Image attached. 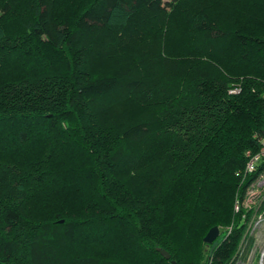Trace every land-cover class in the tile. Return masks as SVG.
Segmentation results:
<instances>
[{"label": "trees", "instance_id": "trees-1", "mask_svg": "<svg viewBox=\"0 0 264 264\" xmlns=\"http://www.w3.org/2000/svg\"><path fill=\"white\" fill-rule=\"evenodd\" d=\"M27 3L0 5V264H230L245 225L203 237L234 222L264 135V0Z\"/></svg>", "mask_w": 264, "mask_h": 264}, {"label": "rangeland", "instance_id": "rangeland-1", "mask_svg": "<svg viewBox=\"0 0 264 264\" xmlns=\"http://www.w3.org/2000/svg\"><path fill=\"white\" fill-rule=\"evenodd\" d=\"M5 0H0V5H4L5 3H7L8 1L10 0H6V2H3ZM13 2V4H9V6L13 7L15 12L17 13H24L25 11H27L28 9V3H27V0H11ZM92 2H96V0H53V17L57 20H65V19H68L70 20L71 18H73L82 8H84L87 4H91ZM4 12H0V15H4L3 14ZM79 53L83 54L82 51H78ZM83 56V55H82ZM52 59H48V63H50L49 67L51 68L55 63H57L58 60H55L57 59L56 57H51ZM83 59V58H82ZM105 58H98L96 59V62L94 63V65L97 67V68H101V69H105V67H111V65L113 64L111 61L110 62H104L105 60H103ZM77 61H81L80 58H76ZM20 63L16 62L14 64H12V66L8 65L7 67L5 68H10L9 69V72L12 71V69L17 73V72H20L21 69H19L18 67H21L19 66ZM38 65V68H33V69H36V70H32L31 73H30V77L28 79H24L18 86V89H20L21 91H24L25 93H28V88L27 87H30L34 82L37 81V79H39V76H38V72L42 69V63L41 62H37L36 63ZM59 64V63H58ZM111 69V68H110ZM108 69V70H110ZM8 72V71H6ZM4 73V72H3ZM3 75V74H2ZM31 88V87H30ZM30 91V94L33 93V89L31 88ZM38 113H47L49 112L47 109H46V106H43V107H39L38 109ZM34 111V110H33ZM42 121H45V119H42ZM42 129V128H40ZM40 129H36V130H40ZM43 132L44 131H47L46 135H45V139L48 140V143H44V136L41 135L39 136L38 133L37 135L39 136H36L34 133L32 134V136L38 140L37 142V156L39 154H43V153H49L48 150L45 151V149L42 150V147H54L56 146V141L60 138L59 135H56L54 132L55 131H58L57 129H46V130H42ZM58 137V139H56ZM21 146H17L16 148H20ZM24 149V147H23ZM22 149V150H23ZM22 150H20L19 152H21ZM24 152H26V154L24 155H18L16 157V159L18 158L20 161L23 160V158L25 159H30L33 157V152L27 154L28 152H30V148L26 147L24 150ZM51 151V150H50ZM10 153V152H9ZM3 155H5L6 157H4ZM8 152H4L3 154H0V159H2V162L4 163H8ZM14 159V160H16ZM13 160V161H14ZM18 160V161H19ZM17 162V161H16ZM246 190L243 189V191L241 192L240 196L239 197H243V199H245L247 197L246 195ZM237 198V195L234 196ZM62 200L63 198L60 200V201H54L52 205H49L47 207V210H45V212H50L51 213V210L53 211H56V209L62 204ZM240 200V201H242ZM68 202L72 203L73 202V199H68ZM236 202V201H235ZM235 202H233V208H232V215L234 216V222H232V224H228V225H224V226H220L218 227L219 228V235L217 237V239L214 241L213 245L217 244L221 239L222 237H224L225 234L228 233V231H232V228L235 227H239V226H242L245 224V226L243 228H245L247 226V222H248V219L247 217L249 218L251 213H247L245 216V218H241L239 213L235 211V208H234V205H235ZM74 204V203H73ZM72 204V205H73ZM75 206V205H74ZM74 206L71 208L74 209ZM246 212V211H245ZM251 222V223H250ZM250 222H248L250 225H252V222H253V219L250 217ZM243 224V225H242ZM244 232H245V229L243 231V234L240 238V241L242 240L243 238V235H244ZM229 234V233H228ZM247 240H245L243 242V245L241 247V250L239 251V254H238V257L240 256L239 260L238 261H243V264H248V260L246 257L248 255V253L251 251V249H254L253 251L254 252H259L261 249H264V231H261V232H258V233H253V236L249 235L247 238ZM239 241V243H240ZM238 243V245H239ZM245 243V245H244ZM237 245V247H238ZM237 247H236V250H237ZM244 247L246 249H244ZM235 250V255H237V251ZM247 259V260H246ZM238 261H233L232 264H240L238 263ZM257 263V256H255L254 260L252 261V264H256Z\"/></svg>", "mask_w": 264, "mask_h": 264}, {"label": "built area", "instance_id": "built-area-1", "mask_svg": "<svg viewBox=\"0 0 264 264\" xmlns=\"http://www.w3.org/2000/svg\"><path fill=\"white\" fill-rule=\"evenodd\" d=\"M235 91H237V89L232 90V92ZM246 156L247 162L245 166V175L247 177V184L245 192L247 197L243 200V197H237L235 199L236 202L234 208L235 211L239 213L241 218H245L247 213H251L250 217L253 219V222L252 225H250L248 223L250 222V217H247V226L245 227L243 238L237 247V255L234 253L230 264H232L233 261L239 260V251L241 250L243 242L247 240L246 238L249 235L253 236V233L264 231V135H262L260 138L258 150L255 152L247 151ZM244 249L246 248L244 247ZM253 250L254 249H251L246 257L249 259L248 264H252L255 256H257L256 264H264V249H261L257 253ZM238 263L243 264V261H238Z\"/></svg>", "mask_w": 264, "mask_h": 264}, {"label": "water", "instance_id": "water-1", "mask_svg": "<svg viewBox=\"0 0 264 264\" xmlns=\"http://www.w3.org/2000/svg\"><path fill=\"white\" fill-rule=\"evenodd\" d=\"M218 235H219L218 226H213L207 231V233L203 237V242L206 244H211L217 239ZM158 251L162 255L163 258L167 260L170 259V254L167 251H165L164 249H158ZM171 263L176 264L175 261H171Z\"/></svg>", "mask_w": 264, "mask_h": 264}]
</instances>
